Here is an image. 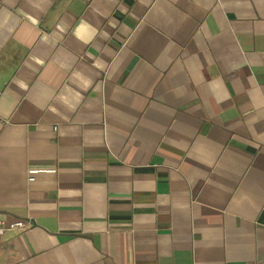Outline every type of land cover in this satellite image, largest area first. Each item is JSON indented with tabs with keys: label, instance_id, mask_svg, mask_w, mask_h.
Masks as SVG:
<instances>
[{
	"label": "crops",
	"instance_id": "0c3cea01",
	"mask_svg": "<svg viewBox=\"0 0 264 264\" xmlns=\"http://www.w3.org/2000/svg\"><path fill=\"white\" fill-rule=\"evenodd\" d=\"M0 90V264H264V0H0Z\"/></svg>",
	"mask_w": 264,
	"mask_h": 264
},
{
	"label": "built area",
	"instance_id": "2783aa9c",
	"mask_svg": "<svg viewBox=\"0 0 264 264\" xmlns=\"http://www.w3.org/2000/svg\"><path fill=\"white\" fill-rule=\"evenodd\" d=\"M3 91L0 90V97L2 96ZM36 171L30 172V179L29 181H34V174ZM34 222L33 219H25V220H18V221H9L7 219L0 218V237L4 236L8 232H13L17 230H24L29 227H33Z\"/></svg>",
	"mask_w": 264,
	"mask_h": 264
}]
</instances>
